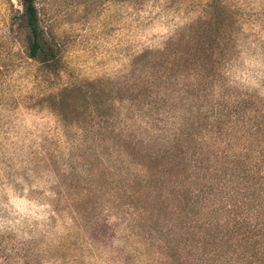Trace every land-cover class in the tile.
<instances>
[{"label":"rangeland","instance_id":"374dc122","mask_svg":"<svg viewBox=\"0 0 264 264\" xmlns=\"http://www.w3.org/2000/svg\"><path fill=\"white\" fill-rule=\"evenodd\" d=\"M37 8L57 53L51 66L28 58L21 0H0V264H199L179 251L164 211L148 210L140 227L113 209L119 173L97 139L84 143L83 123L90 105L138 127L148 105L214 74L226 90L264 101V0H37ZM175 113L191 115L181 104Z\"/></svg>","mask_w":264,"mask_h":264},{"label":"trees","instance_id":"16d2710c","mask_svg":"<svg viewBox=\"0 0 264 264\" xmlns=\"http://www.w3.org/2000/svg\"><path fill=\"white\" fill-rule=\"evenodd\" d=\"M21 3L28 58L51 66L57 53L43 40L37 0ZM205 77L180 89V98L148 105L138 127L131 117L96 116L88 105L82 138L97 139L119 173L113 209L131 212L123 215L132 223L145 227L148 210L164 211L179 251H192L199 264H264V101ZM179 104L191 115L176 114Z\"/></svg>","mask_w":264,"mask_h":264},{"label":"clouds","instance_id":"9594fccd","mask_svg":"<svg viewBox=\"0 0 264 264\" xmlns=\"http://www.w3.org/2000/svg\"><path fill=\"white\" fill-rule=\"evenodd\" d=\"M23 204H24V202H21V204L18 205V207H20L22 211H25V209L21 207V205H23Z\"/></svg>","mask_w":264,"mask_h":264}]
</instances>
